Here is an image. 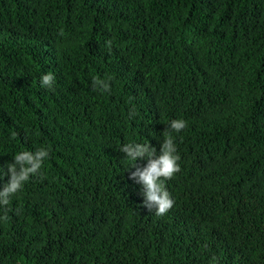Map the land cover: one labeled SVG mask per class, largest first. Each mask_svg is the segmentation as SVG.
<instances>
[{"label":"trees","instance_id":"1","mask_svg":"<svg viewBox=\"0 0 264 264\" xmlns=\"http://www.w3.org/2000/svg\"><path fill=\"white\" fill-rule=\"evenodd\" d=\"M166 129L156 215L120 148ZM40 148L0 264H264V0H0V165Z\"/></svg>","mask_w":264,"mask_h":264},{"label":"clouds","instance_id":"2","mask_svg":"<svg viewBox=\"0 0 264 264\" xmlns=\"http://www.w3.org/2000/svg\"><path fill=\"white\" fill-rule=\"evenodd\" d=\"M107 46H111V41L107 42ZM54 79L51 72L43 75L41 86L50 88ZM94 85L109 90L108 83L103 80L95 79ZM186 126L185 120L175 119L170 122L169 129L179 133ZM169 129L163 133L164 140L158 156L156 149L151 147L150 143H128L120 148V151L133 162L138 159L146 160L143 167H136L130 179L141 185V195L144 197L143 207L149 212L155 209L156 215H164L172 208L174 200L165 188L164 180L171 179L175 173L180 171L178 163L180 156L177 154L174 138ZM48 156L49 152L44 148L37 149L34 153L23 150L14 155L13 162L0 165V180L7 178L6 183L0 188V205L9 204V198L22 190L30 176L39 172L44 159ZM3 218L7 219V216Z\"/></svg>","mask_w":264,"mask_h":264}]
</instances>
